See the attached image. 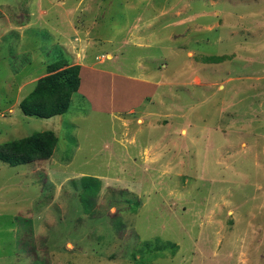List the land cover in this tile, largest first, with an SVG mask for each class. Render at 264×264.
<instances>
[{
    "label": "rangeland",
    "instance_id": "rangeland-1",
    "mask_svg": "<svg viewBox=\"0 0 264 264\" xmlns=\"http://www.w3.org/2000/svg\"><path fill=\"white\" fill-rule=\"evenodd\" d=\"M60 59L116 78L25 115ZM45 130L50 159L0 160V264H264V0H0V144Z\"/></svg>",
    "mask_w": 264,
    "mask_h": 264
},
{
    "label": "trees",
    "instance_id": "trees-1",
    "mask_svg": "<svg viewBox=\"0 0 264 264\" xmlns=\"http://www.w3.org/2000/svg\"><path fill=\"white\" fill-rule=\"evenodd\" d=\"M209 62L220 63L225 56L208 57ZM80 64H70L67 59H60L47 66V74L39 78L34 89L20 102V108L25 115L40 118H50L66 113L74 94L78 93L81 84ZM59 137L53 130L34 132L31 135L6 141L0 144V160L12 166L32 163L37 160L50 159L58 145ZM84 191L81 200L86 211L94 206L93 197L98 193L101 181L98 178L84 176L82 178ZM136 207L138 202L136 201ZM134 207V210H136ZM93 208V207H92ZM90 209V210H87ZM158 252L165 249H178L172 241L156 238L155 241H145L144 247L150 249L149 244ZM147 259H142L145 262Z\"/></svg>",
    "mask_w": 264,
    "mask_h": 264
},
{
    "label": "crops",
    "instance_id": "crops-1",
    "mask_svg": "<svg viewBox=\"0 0 264 264\" xmlns=\"http://www.w3.org/2000/svg\"><path fill=\"white\" fill-rule=\"evenodd\" d=\"M108 57H110V56H108ZM80 65H82V68H81V72H83V71H85V70H87V72H88V70H90L91 71V75L89 74V72H88V80H90V81H92V82H97V80H96V78H98L99 77V75L100 76H102V74H100L101 72H105V73H107L108 72V74H110L111 75V78H116V75H115V73L114 72H112V71H106V70H104V69H100V72L98 71V68H96L95 69V67H93V65H95V64H88V66L86 65V64H84V63H81V62H78ZM82 75V74H81ZM82 81H83V79H82ZM116 82H118L117 80H113L112 81V84H111V87H113V88H116L117 89V84H116ZM129 85H134V84H128L127 86H129ZM80 86H82V84L80 85ZM91 86H92V88H93V90H94V92L96 91V88H94L95 86H96V83H94V84H91ZM99 86V85H98ZM80 90H82V88H80ZM79 93H82V94H84L92 103H93V106L97 109V106H95L94 105V100L96 99V95H95V93H94V95H92V96H90L89 94H87V93H85V92H83V91H79ZM143 95V94H142ZM141 95V96H142ZM140 96V97H141ZM57 116V115H56ZM51 118V117H50ZM53 131H55L56 132V130H53ZM56 134H57V132H56Z\"/></svg>",
    "mask_w": 264,
    "mask_h": 264
}]
</instances>
